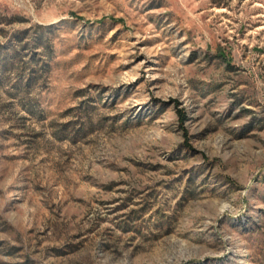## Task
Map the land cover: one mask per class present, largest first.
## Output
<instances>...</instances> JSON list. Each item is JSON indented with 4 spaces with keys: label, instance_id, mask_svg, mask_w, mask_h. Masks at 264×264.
<instances>
[{
    "label": "rangeland",
    "instance_id": "rangeland-1",
    "mask_svg": "<svg viewBox=\"0 0 264 264\" xmlns=\"http://www.w3.org/2000/svg\"><path fill=\"white\" fill-rule=\"evenodd\" d=\"M0 264H264V0H0Z\"/></svg>",
    "mask_w": 264,
    "mask_h": 264
},
{
    "label": "trees",
    "instance_id": "trees-1",
    "mask_svg": "<svg viewBox=\"0 0 264 264\" xmlns=\"http://www.w3.org/2000/svg\"><path fill=\"white\" fill-rule=\"evenodd\" d=\"M184 118H186V116H184Z\"/></svg>",
    "mask_w": 264,
    "mask_h": 264
}]
</instances>
